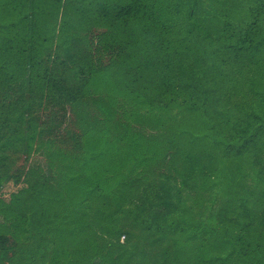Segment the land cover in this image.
Here are the masks:
<instances>
[{
    "label": "rangeland",
    "instance_id": "rangeland-1",
    "mask_svg": "<svg viewBox=\"0 0 264 264\" xmlns=\"http://www.w3.org/2000/svg\"><path fill=\"white\" fill-rule=\"evenodd\" d=\"M255 1L224 0L223 6L219 0H200L202 10L208 11L206 22L218 10V17L200 34L216 39L228 21L236 23L233 29H241ZM83 5L90 7L91 0H0V21H16L5 30L32 32L35 20L38 31L50 34L46 48L37 54L46 68L43 79L32 77L29 49L22 51L25 60L18 69L13 68L16 64L8 67L10 61L0 49V64L8 69L0 72V223L13 240L0 264H81L104 240H119L140 264H161L165 248L178 255L181 264H201L197 255L228 253L238 234L243 247L260 253L264 225L254 240L242 232L248 218L242 217L240 205L264 210L259 205L264 140L248 141L238 154L241 144L231 136L247 120L245 112L234 107L235 100L264 112L259 71L249 73L254 89L228 82L215 108L201 106L191 90L177 87L160 94L155 80L146 72L135 75L130 64H142L144 56L156 54L164 35V28L158 29L164 12L148 20L149 11L142 9L114 29L106 22L79 21ZM167 16L180 22L183 5ZM62 33L68 35V45L83 51V62L114 69L111 80L89 81L83 88L87 133L66 100V91L84 82L78 69L87 66L68 60ZM123 50L129 56L123 58ZM224 100L231 122L221 114ZM99 101L113 111L110 119L97 107ZM92 149L100 151L96 159L90 157ZM187 153L202 155L204 166L182 187L181 209L170 216L169 230L161 234L133 221L125 209L151 194L165 174L180 180ZM96 177L117 197L85 198L84 189L94 186ZM100 209L104 211L98 216ZM76 214L91 222L80 233L82 257L73 256L80 243L71 244L69 237ZM257 243L260 251H255ZM243 264L252 263L246 258Z\"/></svg>",
    "mask_w": 264,
    "mask_h": 264
},
{
    "label": "trees",
    "instance_id": "trees-1",
    "mask_svg": "<svg viewBox=\"0 0 264 264\" xmlns=\"http://www.w3.org/2000/svg\"><path fill=\"white\" fill-rule=\"evenodd\" d=\"M219 1L220 5L225 6L224 0ZM199 2L200 0H153L151 4H148L143 0H91L90 7L82 6L77 19L87 25L106 22L111 28L117 29L142 9L149 11L148 20L164 12V23L161 21L160 26L158 24L159 32L164 28V35L160 36L157 41L156 54L144 56L145 60L142 61V64L131 63L130 68L135 75L144 72L150 75L155 80L160 94H165L177 87L191 90L195 93L201 106L215 108L219 107L222 102V95L226 91L228 82L238 83L241 86L243 84L249 89H254L253 76H249V73L251 69H256L263 82L260 102L264 103V0H256L253 3L251 14L249 13L245 18L247 21L244 20L241 29H233L231 26H236V23L228 21L216 39L207 36V34H200V31H203L204 26H208L216 19V16L218 17V10H216V14L211 15L210 21L206 22L208 11L202 10ZM182 5L184 17L180 22L171 21L167 15L177 11ZM231 13L233 14V10ZM7 22L9 23L4 20L0 21V49L10 61L7 63L8 67L12 68L13 64H16V67L13 68L18 69L23 65L25 57H23L22 51L29 49L32 52L30 57L32 77L43 79V72L46 68L42 57L38 58L37 54L42 53V48H46L50 34L38 31L39 28L35 27V20L32 32L19 31L12 34L9 30H5V27L7 24L16 25V21L8 20ZM66 22L64 20L59 24V27L63 29ZM67 37L68 35L64 33L60 35L61 41L63 43L65 41L67 44L65 47L66 57L75 65L82 61L87 68L86 70L78 69L79 74L80 72L84 73V82L68 89L66 100L75 109L82 132L87 133L89 116L82 105L83 88L89 81L111 80L115 76L114 69L96 67L83 62L85 60L84 55L81 54L83 51L75 50L74 46L68 45ZM122 55L123 58L129 56L125 50ZM80 67L82 68L81 65ZM0 72H8L4 64H0ZM233 105L244 111L247 117L244 127L238 132L231 133L232 141L241 144L237 149V153L240 154L243 153V147L248 141L256 144L257 141L264 140V112L253 104L244 106L241 100H235ZM97 107L106 119L111 118L113 111L108 104L99 101ZM222 107V116L226 121L231 122V114L226 108L225 100ZM99 153V150L92 149L90 157L96 159ZM187 157V162L180 172V180L172 174H165L164 178L156 181L151 194L146 193L140 203L125 209V212L132 216L133 221L149 230L159 231L161 234H165L169 230L170 216L179 213L181 209L182 187L186 186L193 174L204 166L202 155L187 153ZM94 182V186L84 189L83 196L85 198L92 195L104 197V199L110 196L117 197L115 192L105 190L99 177H96ZM259 202V205L264 207V192ZM240 207L242 217L248 218L242 222V232L254 240L264 225V210L250 209L245 202L241 203ZM103 211L100 209L97 215H101ZM73 218L69 228L70 243L73 245L80 243L77 247L74 246L73 256L82 257L83 248L80 233L91 222H85L78 214ZM4 228L5 226L0 223V257L11 250L13 243V240H10L9 236L2 231ZM250 231H254L255 234H251ZM255 251H260L258 243L255 244ZM250 256H254L256 259ZM162 258L161 264H181V258L172 254L167 248L162 252ZM246 258L252 264H264V250L260 253L251 252L247 247H243L241 235L238 234L236 242L232 243V248L228 253L213 257L197 255L196 262L201 264H243ZM81 264L140 263L127 252L126 245L119 240H104L103 244L100 247H95L91 255L85 258Z\"/></svg>",
    "mask_w": 264,
    "mask_h": 264
}]
</instances>
